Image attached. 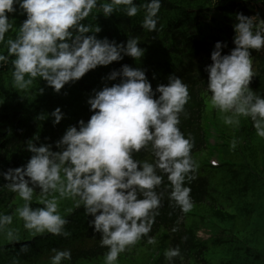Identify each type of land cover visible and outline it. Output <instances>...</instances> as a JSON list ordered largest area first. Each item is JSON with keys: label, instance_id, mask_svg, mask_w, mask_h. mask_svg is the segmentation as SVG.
Returning <instances> with one entry per match:
<instances>
[{"label": "clouds", "instance_id": "1", "mask_svg": "<svg viewBox=\"0 0 264 264\" xmlns=\"http://www.w3.org/2000/svg\"><path fill=\"white\" fill-rule=\"evenodd\" d=\"M161 6V0H144L140 5L135 0H0V44L7 46V55L0 54V67L11 58L10 82L17 92L28 91L39 79L59 94L91 70L145 55V49L138 47L139 37L128 38L126 43L98 38L101 28L83 23L94 9L105 18L120 10L131 18L143 9L142 29L156 32ZM18 11L26 19L16 38L5 40L13 30L9 17ZM233 29L235 47L222 54L228 45L216 42L212 63L204 68L210 103L225 114L226 125L239 126L241 117L250 119L256 135L264 138V96L250 87L255 75L251 50H264V20L257 23L256 16L237 13ZM115 81L109 86L108 82ZM102 82L103 87L92 89L86 101L91 112L87 121L80 119L68 126L54 145L38 144L40 137L34 136L27 142V151L32 153L27 163L0 176L24 201L15 215L25 229L70 237L59 200L71 198L77 208L83 206L90 217L89 227L100 234V246L108 249L104 264H117L120 254L142 238L156 243L149 233L165 198L183 214L192 211L189 185L197 179L199 166L192 156L193 138L180 129L191 97L189 86L179 76L170 75L167 84L153 89L145 70L123 64L102 77ZM44 90L39 88V93ZM49 117L55 127L65 114L57 107ZM38 118L47 119L45 114ZM231 146L235 148L236 140ZM142 151L151 160L138 159ZM37 189L43 207L33 208ZM55 193L58 197L51 195ZM12 223L13 215L0 214V234L16 241L18 236L9 227ZM27 250L22 246L21 251ZM51 251L50 264L72 258L68 249ZM177 257H181L179 246L165 252L168 264H175Z\"/></svg>", "mask_w": 264, "mask_h": 264}, {"label": "trees", "instance_id": "2", "mask_svg": "<svg viewBox=\"0 0 264 264\" xmlns=\"http://www.w3.org/2000/svg\"><path fill=\"white\" fill-rule=\"evenodd\" d=\"M143 2L135 0L137 5ZM161 3L156 32L142 29L143 9L131 18L122 10L105 18L99 9H94L83 23L98 25L101 28L98 38L126 43L128 38L139 37L138 47L145 49V55L137 61L125 57L120 62L91 70L75 84L65 85L59 94L39 79L28 91L17 92L10 82L11 58L7 65L0 67V172L27 163L32 155L27 151V142L34 136L40 137L38 144L54 145L68 126L77 124L80 119L87 121L91 112L86 101L92 89H101L102 77L123 64L145 70L153 89L158 84H167L170 75L179 76L189 86L191 97L185 105L187 115H181L180 129L186 137L193 138L192 156L199 166L197 179L189 185L194 213L183 214L165 198L149 233L156 240L165 241L158 264H168L165 252L176 246L181 249V257L175 258V264H264V239L258 237V226L264 230V138L256 135L250 119L241 117L239 126L224 123L225 114L211 106L204 71L205 66L212 63L210 55L216 42L227 43L222 54H228L235 47L233 24L237 13L256 16L257 23L264 20V0H161ZM9 19L13 30L6 33L5 40L16 38L26 16L18 11ZM251 51L255 75L250 87L264 96V50ZM0 54L7 55L6 44H0ZM116 82L108 83L111 86ZM39 88L45 89L43 94L39 93ZM57 107L65 118L54 127L47 114ZM40 114H45L47 119L40 120ZM210 139H214L213 144L209 143ZM233 140H236L235 148L231 146ZM53 150L58 149L53 146ZM211 150L223 155V168L207 165L205 153ZM137 158L151 160L143 151ZM249 182L250 189L243 188V183ZM6 183L0 176V214L13 215L16 223L13 230L18 240L10 241L0 234V248L10 260L15 259L17 264H50V250L69 245L72 258L63 264L103 263L108 249L100 246V234L89 227L90 217L85 215L83 206L77 208L71 198L59 200V212L68 221L65 229L71 233L70 237L33 234L16 218L15 210L24 201L11 192ZM36 191L30 206L43 207L38 203L39 189ZM231 191L244 196L243 200H246L245 192H252L255 202L252 205L241 200L234 203ZM51 195L58 197V193ZM173 228L178 231L173 232ZM202 228H209L216 236L201 240L198 235ZM261 235L264 236V232ZM88 241L91 244L84 246ZM25 245L28 250L21 251ZM148 245L147 238H142L118 259L132 261L140 257L143 246ZM28 254H32L31 260L38 261H27Z\"/></svg>", "mask_w": 264, "mask_h": 264}, {"label": "rangeland", "instance_id": "3", "mask_svg": "<svg viewBox=\"0 0 264 264\" xmlns=\"http://www.w3.org/2000/svg\"><path fill=\"white\" fill-rule=\"evenodd\" d=\"M213 161L214 160H211V162H213ZM230 193L233 196H237L238 195V194H236V191H231ZM246 194H248V196H249L248 202L254 203L255 202V199L251 196V194L249 192H247ZM234 200H235L234 203H238V200H236V199H234ZM19 205H20V207L23 206L22 205V201L19 203ZM197 211L200 212L199 210H197ZM16 218L19 220L18 215H16ZM214 223H215V221H214ZM18 224H19V222H18ZM18 224H17V226H18ZM10 226H11L10 228H12V229H14L16 227V223H15L14 220H13L12 225H10ZM258 231H259V233H258L259 236L258 237L264 239V236L261 235L264 232V230L260 226H258ZM198 236H199V238L201 240H207V239L211 238L212 236H216V235L209 228H202L200 230ZM219 236L225 237L224 234H219ZM90 244H91V241H88V244H84V246H89ZM68 246L69 245H66V246H63V247H56L55 249H58V250L68 249L69 250L70 247H68ZM162 247H163L162 241H156V243L155 244H152L151 247L143 246V257H144L143 259L144 260H141V257H138L137 256L134 260L129 261V262H127V261H121V260L118 259L117 260V264H146V259H147L148 255H149V253L152 252V251H154L155 249H158L157 255H159L161 253V251H162ZM51 250H50V252H51L50 253V257L53 255V253H52ZM40 251H42V249ZM35 252H37V251H35ZM44 254L45 253H43L40 256V259H42L44 257ZM31 257H32V254H28V257H27L26 260L27 261H32V262L38 261V260H31ZM0 264H17V262H16L15 259L14 260H10L7 257V255H6V251L3 250L2 248H0ZM101 264H104V261Z\"/></svg>", "mask_w": 264, "mask_h": 264}]
</instances>
